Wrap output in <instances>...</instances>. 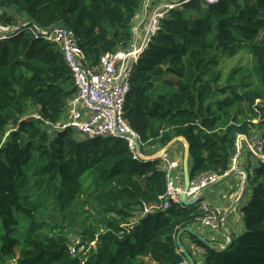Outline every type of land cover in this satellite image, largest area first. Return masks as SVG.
<instances>
[{"label": "trees", "instance_id": "obj_1", "mask_svg": "<svg viewBox=\"0 0 264 264\" xmlns=\"http://www.w3.org/2000/svg\"><path fill=\"white\" fill-rule=\"evenodd\" d=\"M145 1L0 0V24L65 23L83 63L97 65L132 46ZM239 49L251 55L254 76L236 65L225 79L221 61ZM75 93L58 43L28 27L0 32V264H189L176 238L204 212L162 206L161 158L140 162L122 138L80 139L72 127L57 128ZM124 117L148 154L185 136L192 179L226 174L239 135L264 134V0H190L169 10L135 66ZM258 161L247 167L246 230L220 250L190 235L201 264H264Z\"/></svg>", "mask_w": 264, "mask_h": 264}, {"label": "built area", "instance_id": "obj_2", "mask_svg": "<svg viewBox=\"0 0 264 264\" xmlns=\"http://www.w3.org/2000/svg\"><path fill=\"white\" fill-rule=\"evenodd\" d=\"M146 0L144 14L138 24L134 26V34L140 37V42L133 41L128 49H119L116 52L105 53L97 65H85L83 63V51L72 31L57 26L53 31L38 29L30 26V30L36 37H44L59 44L64 59L71 68L75 82L76 93L67 103V114L56 127H72L85 138H122L127 142L128 148L134 160L140 162L152 161L142 159L137 150V143L142 146L141 153L145 152L140 133L131 127L124 117V105L131 88V77L135 70L140 55L160 26L166 13L190 0H163L149 10ZM207 3L218 4L221 0H204ZM142 29V30H141ZM3 35L2 38H6ZM238 155L243 148L252 153L259 163L264 164V134L256 132L251 138L245 135L238 137ZM243 146V148H241ZM157 152V151H156ZM154 152V153H156ZM152 153V154H154ZM158 158L162 160V169L167 177V190L161 196L163 207L170 206L171 201L183 205L180 194L183 186L177 184L176 171L181 167V162L171 160L167 150ZM234 167V164L232 168ZM231 168V169H232ZM230 169V170H231ZM221 176L213 172H204L192 179L187 192L188 198L195 197L196 204L204 212L198 220L200 224L209 230L217 231L221 226L220 210L203 198L204 190L212 184H216ZM145 211H149L146 206Z\"/></svg>", "mask_w": 264, "mask_h": 264}, {"label": "crops", "instance_id": "obj_3", "mask_svg": "<svg viewBox=\"0 0 264 264\" xmlns=\"http://www.w3.org/2000/svg\"><path fill=\"white\" fill-rule=\"evenodd\" d=\"M161 1L163 0H150L149 2H147L149 10H151L153 6L160 3ZM143 14L144 7L139 13L138 21L136 24L139 23ZM171 147H174V152L171 154L168 153L169 158L171 160L176 159L182 163L184 147L179 144ZM154 151H158V149ZM193 164L194 161L191 158V166ZM233 164L237 166H245L247 168L249 165V159L247 158L245 153H241L239 157L234 158ZM176 174L177 184L183 186L184 175L182 165L177 169ZM243 181V173L236 172L229 178L217 182L216 184L204 190L203 198L214 206H217L220 210L221 226L217 231H212L202 226L200 224V221H195L186 226L190 229V231H184L181 237V241L182 244L192 254L198 264H201L203 259L202 250L199 249L196 244L190 239L191 234L196 235L199 239H201V237H205L209 242H214V247L217 250H220L223 248L222 244L227 242L229 238L233 240L234 237L246 230V223L244 220L242 207L249 201L251 196V189L247 187L243 195ZM201 240L203 241V239Z\"/></svg>", "mask_w": 264, "mask_h": 264}, {"label": "water", "instance_id": "obj_4", "mask_svg": "<svg viewBox=\"0 0 264 264\" xmlns=\"http://www.w3.org/2000/svg\"><path fill=\"white\" fill-rule=\"evenodd\" d=\"M30 26H34V27H36L38 29H41L35 21H30V22H27V23H24V24H21V25H11V26H8V27H3L0 24V30L2 32H11V31L16 30V29H24V28H27V27L29 28ZM57 26L63 27V28L68 29L69 31H72L65 23L61 22V23L53 24L49 28V32L53 31L54 28H56ZM132 31L135 32V28H133ZM77 42H78V40H77ZM178 140H181L183 142V144H184V152H183V159H182L184 184H183V191L180 194V199H181V202L183 203L184 206H193V205L196 204L195 197L188 198V195H187V192H188V190L190 188V185H191V182H192L191 173H190V169L192 167L191 166V156H190L191 144L188 141V139L185 136H183V135L176 136L175 138H173L168 143V145H166L165 147L161 148L156 153L151 154V155H146V154L141 153L142 146H141V144L139 142L137 143V150H138V152H140V157L142 159L154 160V159H157L163 151L168 150ZM236 172L243 173V175H244V181H243V195H244V193L246 191V188L248 186V183H249V171L247 170V168L245 166L234 165V167L231 170H229L226 174L222 175L218 179L217 182H220L222 180H225V179L229 178L231 175H233ZM214 184H212V185H214ZM184 231H190V229L186 227V228L182 229L178 233L177 238H176L178 248L185 255V257L187 258V261L189 262V264H198L195 261L194 257L192 256V254L189 252V250L182 244L181 237H182V234L184 233ZM201 239H203V241L206 244H209V245H212V246L215 245L214 242L213 243L209 242L205 237H201ZM232 241L233 240L231 238H229V240L227 242L222 244L223 248L228 247L232 243Z\"/></svg>", "mask_w": 264, "mask_h": 264}, {"label": "rangeland", "instance_id": "obj_5", "mask_svg": "<svg viewBox=\"0 0 264 264\" xmlns=\"http://www.w3.org/2000/svg\"><path fill=\"white\" fill-rule=\"evenodd\" d=\"M0 32H1V30H0ZM133 40H134V42H137V44H139L140 37L139 36L136 37V35L134 34V39ZM221 63L222 64H221L220 68L223 70L225 79L227 78L230 70L236 65H238L239 67H242L245 70L249 71L248 74H251V77L254 76L252 57L245 49H239L238 52L231 58L228 57V56L223 57ZM78 136H79L80 139H85L84 135L80 136L78 134ZM173 148L174 147H170L168 149V153L169 154L174 152ZM241 148H243V146ZM147 150H149L150 152H153L155 149H154V147H148ZM246 152H247V150L244 147L242 153L246 154ZM196 155H197V158H200V155H201L200 150H197ZM246 156L249 159V161H251L253 164L256 163L257 159L253 155H249L247 153ZM191 158L194 161V156H191ZM251 171H253V169H251ZM246 204H248V202ZM153 264H155V263H153Z\"/></svg>", "mask_w": 264, "mask_h": 264}]
</instances>
